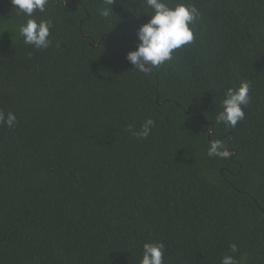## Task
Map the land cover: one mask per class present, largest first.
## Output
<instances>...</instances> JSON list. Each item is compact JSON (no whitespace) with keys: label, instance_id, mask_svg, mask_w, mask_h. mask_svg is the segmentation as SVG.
Instances as JSON below:
<instances>
[{"label":"trees","instance_id":"1","mask_svg":"<svg viewBox=\"0 0 264 264\" xmlns=\"http://www.w3.org/2000/svg\"><path fill=\"white\" fill-rule=\"evenodd\" d=\"M165 2L201 17L145 76L126 59L145 0H49L43 50L0 0V111L17 117L0 126V264H140L145 242L164 264H264V0ZM241 81L245 118L216 123ZM212 140L232 155L209 157Z\"/></svg>","mask_w":264,"mask_h":264},{"label":"clouds","instance_id":"2","mask_svg":"<svg viewBox=\"0 0 264 264\" xmlns=\"http://www.w3.org/2000/svg\"><path fill=\"white\" fill-rule=\"evenodd\" d=\"M10 3L16 9L17 15L28 17L19 27V35L23 38L24 44L38 50L47 49L51 45L49 37L53 28L52 21L38 18L34 12L46 14L49 0H10ZM105 3L112 4L113 0H105ZM145 7L150 12L145 13L150 19L137 29L136 49L129 51L126 59L132 68L147 76L153 69L172 60L175 50L194 41V31L190 25L201 17V12L192 3L179 2L169 6L165 0H145ZM101 15L108 17L109 10L101 11ZM249 91L248 81H241L238 87L227 89L221 102L222 111L217 114L216 123L235 128L238 122L245 118L243 109L251 101ZM16 124L17 117L14 112L8 111L5 114L0 111V126L11 129ZM154 126V121L149 118L142 123L139 131H133L131 127L129 131L138 139H146ZM207 155L227 159L232 153L224 140H212ZM164 248L163 242L143 243L140 264H164ZM230 251L232 253L238 251L236 244L230 245ZM220 264H240V261L233 255H224Z\"/></svg>","mask_w":264,"mask_h":264},{"label":"water","instance_id":"3","mask_svg":"<svg viewBox=\"0 0 264 264\" xmlns=\"http://www.w3.org/2000/svg\"><path fill=\"white\" fill-rule=\"evenodd\" d=\"M56 5H58V2H56ZM65 5H66V3H65ZM35 15H39V16H40V15H42V13L39 14V13L35 12ZM89 46H90V47H93V44L90 43ZM155 101L158 102V97L155 98ZM190 110H191V109L188 108L187 111L185 112V114H186V115H189V114H190ZM263 212H264V211H263Z\"/></svg>","mask_w":264,"mask_h":264}]
</instances>
